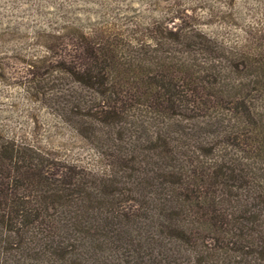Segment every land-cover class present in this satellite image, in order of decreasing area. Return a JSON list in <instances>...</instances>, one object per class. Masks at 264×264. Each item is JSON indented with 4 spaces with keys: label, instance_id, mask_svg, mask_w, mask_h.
<instances>
[{
    "label": "trees",
    "instance_id": "16d2710c",
    "mask_svg": "<svg viewBox=\"0 0 264 264\" xmlns=\"http://www.w3.org/2000/svg\"><path fill=\"white\" fill-rule=\"evenodd\" d=\"M201 18L50 33L36 94L80 151L0 135V264H264V24Z\"/></svg>",
    "mask_w": 264,
    "mask_h": 264
},
{
    "label": "rangeland",
    "instance_id": "374dc122",
    "mask_svg": "<svg viewBox=\"0 0 264 264\" xmlns=\"http://www.w3.org/2000/svg\"><path fill=\"white\" fill-rule=\"evenodd\" d=\"M206 7L216 13L210 16ZM180 8L203 17L201 25L211 33L232 36L243 25L264 24V0H0V135L60 153L67 144L73 150H65L69 157H78L79 139L67 143L69 133L36 94V88L48 81L44 65L52 60L43 59L51 45L50 33L62 29L72 43L76 27L142 23ZM61 46L65 49L59 52H66L67 46Z\"/></svg>",
    "mask_w": 264,
    "mask_h": 264
}]
</instances>
